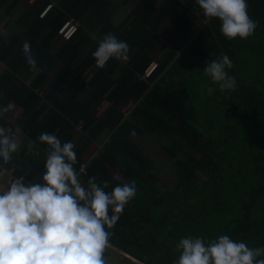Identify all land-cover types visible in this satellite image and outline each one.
I'll return each mask as SVG.
<instances>
[{"label": "trees", "instance_id": "obj_1", "mask_svg": "<svg viewBox=\"0 0 264 264\" xmlns=\"http://www.w3.org/2000/svg\"><path fill=\"white\" fill-rule=\"evenodd\" d=\"M50 1L22 17L0 46L2 61L13 53L7 62L11 70L0 78V113L10 104L23 109L14 123L8 116L0 119V129L19 128L35 143L31 152L14 154L7 167L14 165L26 182H39L47 147L40 134L54 133L62 142L78 136L77 168L87 171L82 181L95 176L111 190L135 180L137 194L110 230L109 245L143 264H173L175 244L190 235L227 234L249 247L264 246V0H248L257 27L243 40L223 36L219 22L206 18L194 0H164L159 6L160 0H140L120 25L112 21L115 0H54L40 18ZM71 18L79 29L53 54L59 30ZM166 20L174 24L173 35L183 36L155 58L163 44L158 30ZM108 33L127 41L128 59L99 68L92 53ZM24 45L41 70L31 84L27 73L22 79L15 73L18 61L25 63ZM225 54L237 82L231 93L220 92L202 72ZM59 61L65 71L74 68L73 81L61 93L62 78L40 89ZM154 62L157 69L142 79ZM88 71L93 75L87 82ZM208 87L215 90L208 94ZM104 100L110 105L98 116ZM141 136L159 142L173 159V187H159L161 163L139 147Z\"/></svg>", "mask_w": 264, "mask_h": 264}, {"label": "clouds", "instance_id": "obj_2", "mask_svg": "<svg viewBox=\"0 0 264 264\" xmlns=\"http://www.w3.org/2000/svg\"><path fill=\"white\" fill-rule=\"evenodd\" d=\"M194 3L206 18L219 22L221 34L229 40L247 39L255 32L257 21L249 15L248 0ZM129 50L127 41L108 33L98 41L92 56L104 67L112 59L126 61ZM20 55L31 70H40L27 45L21 47ZM232 67L225 54L206 63L202 72L220 92L231 93L237 84L229 75ZM214 90L207 88L208 94ZM8 115L0 113V119ZM19 131L0 129V264H104L110 230L137 194L135 180L111 190L108 181L95 176L82 181L75 145L47 132L38 138L47 146L40 181L9 178L7 166L19 150ZM130 135L134 137L135 131ZM174 247L178 257L173 264H264V246L249 247L227 234L185 236Z\"/></svg>", "mask_w": 264, "mask_h": 264}, {"label": "crops", "instance_id": "obj_3", "mask_svg": "<svg viewBox=\"0 0 264 264\" xmlns=\"http://www.w3.org/2000/svg\"><path fill=\"white\" fill-rule=\"evenodd\" d=\"M14 1H17L16 7L9 13L8 9L10 5L13 4ZM47 0H0V46L10 39L15 31L20 27L22 17L28 15L27 13L29 11H37L41 5H44ZM140 0H115L113 7L111 8V14H112V21L116 23L117 25H120L126 21L128 16L130 15L131 11L134 9V7L138 4ZM164 0H160L157 6L161 5V3ZM57 3L54 0H51L49 4L51 3ZM126 23V22H125ZM173 29H174V24L170 20H166L160 29L158 30V34L161 35V39L163 40V45L164 51L166 48H168L170 43L176 42L179 40L180 37L183 36L182 32H177L173 35ZM64 41L62 39H59L56 44L53 46L52 52L55 54L63 45ZM159 46V47H160ZM158 47V49H159ZM157 51V50H156ZM162 51V52H164ZM160 55H156L155 52L153 53V57L158 58ZM13 57V53H11L7 57V62L10 60V58ZM6 61H2L0 59V78L6 74L10 69L8 63ZM17 70H16V75L18 78L22 79V75H25L27 73V84H31L34 82L36 77H38V74L40 73L41 70L38 71H31L28 70L29 66L26 63H17L16 65ZM93 71H88L87 74L83 77L85 81H89L92 78ZM76 74L74 72V68H69L68 70H64L62 66V62L59 61L57 62L52 70L49 72V76L47 78L46 83H44L42 86H40V89H47L50 84H54L56 81H60L62 78L61 87H60V93L64 91L65 86L69 85L73 79L75 78ZM0 92H1V87H0ZM14 104H10L9 106H13ZM110 102L107 100H104L97 108L96 114L98 116H101L105 113L107 108L109 107ZM10 107L6 108L3 113L8 115L9 120L14 123L16 120H19L22 116L23 109L20 107H16L14 109H11ZM100 107L104 108V112L100 114L98 110ZM79 127L77 128V131H79ZM19 142H20V147L18 151H22L24 149L27 150V152H31L33 148L35 147V143L33 141L27 142L26 137L24 134L19 132L17 134ZM78 136H76L73 140L72 143L77 141ZM111 246V245H109ZM114 249H117L113 246H111ZM118 250V249H117ZM120 251V250H119ZM121 252V251H120ZM136 261V260H135Z\"/></svg>", "mask_w": 264, "mask_h": 264}, {"label": "rangeland", "instance_id": "obj_4", "mask_svg": "<svg viewBox=\"0 0 264 264\" xmlns=\"http://www.w3.org/2000/svg\"><path fill=\"white\" fill-rule=\"evenodd\" d=\"M170 45H174L173 43H170ZM164 46L161 45L159 47V49H157V51H155L156 55H161L162 51H164ZM103 107H100V109L98 110V112L100 114H102L104 111ZM138 144L139 147L145 152V153H149L151 155H153L160 163L162 166V171H161V178L159 181V187L162 189H169L171 187H173L174 182H175V176H176V166L174 164L173 159H171L170 157H168L165 152L162 150L161 145L159 144V142L151 139L148 136H141L138 139ZM205 175L203 176V179H205ZM106 251L108 253H112L115 256H124L127 259L131 260L132 262L134 261V259L128 255H124L122 253V251L120 252L117 249L112 248L111 246H109ZM134 264H143L140 261H134Z\"/></svg>", "mask_w": 264, "mask_h": 264}, {"label": "built area", "instance_id": "obj_5", "mask_svg": "<svg viewBox=\"0 0 264 264\" xmlns=\"http://www.w3.org/2000/svg\"><path fill=\"white\" fill-rule=\"evenodd\" d=\"M53 7V4H49L45 7V9L42 11V13L40 14V18H44L47 13L51 10V8ZM79 22L76 21L75 19L71 18L70 20H68L59 30V35L61 37V39L63 40H70L72 37H74V35L77 33L78 29H79ZM97 67H99L96 64ZM158 67V63L154 62L150 65V67L145 71V73L141 76L142 79H148L153 73L154 71L157 69ZM101 68V67H99ZM81 172V177L83 174H86V166H83L80 170ZM9 178H11L12 176H16L19 177L16 174V170H15V166H11L9 167ZM135 260V259H134Z\"/></svg>", "mask_w": 264, "mask_h": 264}, {"label": "water", "instance_id": "obj_6", "mask_svg": "<svg viewBox=\"0 0 264 264\" xmlns=\"http://www.w3.org/2000/svg\"><path fill=\"white\" fill-rule=\"evenodd\" d=\"M104 264H123V263L119 259H117L111 255H108L105 251Z\"/></svg>", "mask_w": 264, "mask_h": 264}, {"label": "flooded vegetation", "instance_id": "obj_7", "mask_svg": "<svg viewBox=\"0 0 264 264\" xmlns=\"http://www.w3.org/2000/svg\"><path fill=\"white\" fill-rule=\"evenodd\" d=\"M106 253L108 254V255H111V256H113V257H115V258H117V259H119L123 264H134L131 260H129V259H127L126 257H122V256H115L114 254H112V253H108L107 251H106ZM126 256V255H125Z\"/></svg>", "mask_w": 264, "mask_h": 264}, {"label": "bare ground", "instance_id": "obj_8", "mask_svg": "<svg viewBox=\"0 0 264 264\" xmlns=\"http://www.w3.org/2000/svg\"><path fill=\"white\" fill-rule=\"evenodd\" d=\"M136 260V259H135ZM137 261V260H136Z\"/></svg>", "mask_w": 264, "mask_h": 264}]
</instances>
